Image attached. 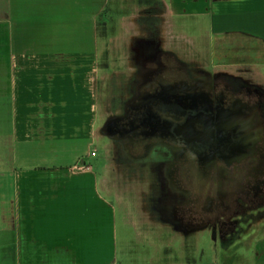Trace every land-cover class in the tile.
<instances>
[{
    "label": "rangeland",
    "instance_id": "1",
    "mask_svg": "<svg viewBox=\"0 0 264 264\" xmlns=\"http://www.w3.org/2000/svg\"><path fill=\"white\" fill-rule=\"evenodd\" d=\"M140 1L0 0V10H7L0 23V38L5 42L12 40L13 69L34 84V94H24L25 103L19 110L21 151L23 146L27 147L25 150H30L32 156L30 163L49 168L35 176L47 177L48 184L51 181L47 192L43 189L35 197L42 200L61 197L62 201H68L69 208H62L50 220L56 229L87 231L93 225L100 226V234L89 241L93 253H89L84 264H151L160 247L137 222L130 202L107 186L108 140L95 134L104 121L103 101L109 91L111 73L122 67L121 41L128 30V19L138 7L146 5ZM162 1L174 32L187 36L205 59L212 62L213 55H221L227 61V48L257 44L260 55L257 65L264 67V30L259 29L264 23V0ZM6 67L11 70V61L0 63V70L5 71ZM59 73L65 75L62 81H66V87L62 90L53 81ZM3 104L5 107L6 103ZM9 117V110L0 105V118L6 121ZM87 151L90 154L87 162L94 175L88 174L93 176L94 183L87 181V166H79L84 176L74 177L78 187L71 184L66 187L55 175L62 171L55 168L72 166ZM24 161L28 160L12 161L11 153L0 149V264L19 262L12 243L11 196L13 189H19L16 174L30 168H18ZM25 171L19 175L21 183L24 180L23 189L29 177ZM91 183L94 188L89 192ZM65 188L67 194L63 192L59 197L58 190ZM76 199L86 207L77 208ZM91 200L96 205L94 212L88 207ZM257 245L260 250L255 264H264V239Z\"/></svg>",
    "mask_w": 264,
    "mask_h": 264
},
{
    "label": "water",
    "instance_id": "2",
    "mask_svg": "<svg viewBox=\"0 0 264 264\" xmlns=\"http://www.w3.org/2000/svg\"><path fill=\"white\" fill-rule=\"evenodd\" d=\"M128 24L132 34L123 45L125 70L111 73L109 91L103 101L106 119L95 134L110 140L107 186L117 196L129 200L142 229L153 232L157 230L149 223L162 216V181L157 168L163 160L155 155L161 142H147L149 138L155 140L156 134L168 126L166 123L176 118L185 120L179 126L184 138L192 136L197 145L208 144L218 155L223 152V156L235 157L238 151L242 155L252 152L258 155L259 126L246 123L245 113L236 122L234 112L226 110L221 102L214 105L200 86L216 94L228 93L231 88L263 95L264 73L253 64L209 69V58L205 59L187 36L173 32L163 7L143 8L129 17ZM146 24L153 27L142 34ZM182 71L195 85L185 82L180 75ZM167 72L174 77H164ZM201 106L206 113L195 116ZM200 117L207 122L206 131L196 133L195 140L189 120ZM255 118L253 114L249 120ZM259 120L257 115L256 122ZM235 137L239 138L238 150L233 143ZM145 147L151 151L152 161L138 155ZM248 175L244 173L243 177Z\"/></svg>",
    "mask_w": 264,
    "mask_h": 264
},
{
    "label": "flooded vegetation",
    "instance_id": "3",
    "mask_svg": "<svg viewBox=\"0 0 264 264\" xmlns=\"http://www.w3.org/2000/svg\"><path fill=\"white\" fill-rule=\"evenodd\" d=\"M142 2L146 5L138 7L133 15L143 8L163 7L162 0H141L139 3ZM152 27L146 24L142 34ZM172 30L174 32L173 27ZM131 34L128 25L121 41L122 48L125 38ZM227 49V61L221 55H213L209 69L219 65H257L260 62L257 44ZM260 68L264 73V67ZM119 70H125L124 57ZM180 75L189 85H195L184 71ZM163 76L174 77L169 72ZM95 90H99V78ZM200 90L214 105L221 102L226 110L234 112L238 118L236 122L245 113L246 123L259 126L260 152L258 155L253 152L242 155L238 151L235 157L223 156V152L218 155L208 144L197 145L192 136L184 138L179 126L185 120L176 118L170 119V124L166 123L168 126L156 134L155 140L149 138L147 142H161L155 155L163 160L157 168L162 181V216L150 220L152 223L149 224L157 231L143 229L160 243L158 255L151 264H255L260 250L257 243L264 239V94L231 88L227 89L228 93L216 94L206 86H200ZM201 113H206L204 106L194 115ZM253 114L260 117V122L257 123L256 118L249 120ZM189 121L196 140V133L206 131L207 122L201 117ZM102 138L110 143L108 137ZM235 138L236 143L230 140L238 150L239 138ZM89 155V151L80 155L75 166L89 168ZM138 155L153 160L148 147ZM244 173L249 175L244 178ZM135 217L138 220L136 214Z\"/></svg>",
    "mask_w": 264,
    "mask_h": 264
},
{
    "label": "crops",
    "instance_id": "4",
    "mask_svg": "<svg viewBox=\"0 0 264 264\" xmlns=\"http://www.w3.org/2000/svg\"><path fill=\"white\" fill-rule=\"evenodd\" d=\"M3 11L4 9L0 10V23L3 22V17L7 15V10ZM259 29L264 30V23ZM1 30L2 25H0V31ZM12 49V40L5 42L3 38H0V63L11 61V70H7V67L5 71L0 70V105L2 109H8L10 114V117L6 121L0 118V149L6 153H11L12 161L19 158L28 160L24 161L25 163L22 164L23 166L18 165V168L30 167L29 169H25L28 171L22 170L16 174L18 177L17 182L19 189H13L11 196L13 204L11 232L12 243L16 247L14 254L19 255V262H17V264H84L89 253H91L90 255L93 253L89 241L91 242L92 236L96 238V234H100V226L93 225L92 228L87 231H81L78 228L73 231H69L66 228L65 231L60 228L56 229L55 225H51V218L57 217L58 214L62 212V208H69L68 201H62L60 197L63 192L67 194L68 188H65L64 191L62 189L58 190L60 198L55 200H42L35 197V194L38 192L43 193V189L47 192L51 183L50 181L48 184L49 179L45 176L39 178H35V176L39 171V174H42L48 171L49 168L38 167L36 164L30 163L32 156L30 150H25L27 147L23 146V150L21 151V138L18 131L20 120L19 110L20 105L25 103L24 94H34V84L29 81L28 78L25 79L24 76L20 77L19 71L13 69L15 54ZM64 77L65 75L59 73L58 76H55L53 79L55 85L57 87L60 86V90L66 87V81H62ZM53 81H49V83L53 84ZM3 103H6L5 107H3V105H5ZM74 168L77 169L75 170L76 172L78 171L77 173L72 171ZM78 168L79 167L76 166L70 169L66 167H56V171L60 170L63 173L56 172L55 175L58 177V180L64 181L66 187H68V184L78 187V180H73L74 177L77 179L80 176H84V173H80ZM37 169L38 172L36 173ZM67 170L68 172H66ZM24 171L27 172L29 177L25 179L28 184L26 187L24 186L25 188L23 189L22 185L24 184V180H22L21 183L19 175ZM88 173L94 175L93 171L90 172V167L86 170V175H89L87 181L94 183L95 180L93 176ZM55 184L59 183L55 181ZM92 185V183L89 184V186H91V188H88L89 192L94 188ZM77 200L78 199L74 202ZM77 202H79V205L77 204L76 207H80V210L82 207H86V205L81 204L80 201ZM89 203L91 204H89L88 207L94 212V210H96L94 208L96 205L93 206L94 202H92V200ZM97 214V217H100L98 210ZM106 243L109 244L108 241ZM104 247H107L106 244ZM105 248L102 249L106 250Z\"/></svg>",
    "mask_w": 264,
    "mask_h": 264
},
{
    "label": "built area",
    "instance_id": "5",
    "mask_svg": "<svg viewBox=\"0 0 264 264\" xmlns=\"http://www.w3.org/2000/svg\"><path fill=\"white\" fill-rule=\"evenodd\" d=\"M91 154L94 156L95 155V152H92Z\"/></svg>",
    "mask_w": 264,
    "mask_h": 264
},
{
    "label": "trees",
    "instance_id": "6",
    "mask_svg": "<svg viewBox=\"0 0 264 264\" xmlns=\"http://www.w3.org/2000/svg\"><path fill=\"white\" fill-rule=\"evenodd\" d=\"M220 62V61H219Z\"/></svg>",
    "mask_w": 264,
    "mask_h": 264
}]
</instances>
